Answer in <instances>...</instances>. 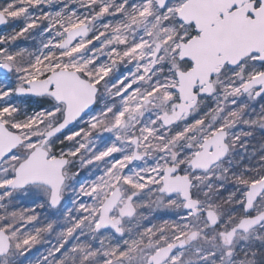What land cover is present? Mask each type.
<instances>
[{
	"label": "snow or ice",
	"instance_id": "1",
	"mask_svg": "<svg viewBox=\"0 0 264 264\" xmlns=\"http://www.w3.org/2000/svg\"><path fill=\"white\" fill-rule=\"evenodd\" d=\"M17 21L0 264H264V0H0Z\"/></svg>",
	"mask_w": 264,
	"mask_h": 264
},
{
	"label": "rangeland",
	"instance_id": "2",
	"mask_svg": "<svg viewBox=\"0 0 264 264\" xmlns=\"http://www.w3.org/2000/svg\"><path fill=\"white\" fill-rule=\"evenodd\" d=\"M20 26V22L17 21V22H14L13 24H10L8 26H5L3 27L0 32H3V31H8L10 30L12 27H18ZM38 249L42 250L43 246H37ZM32 255H38V252L36 250L33 251V254Z\"/></svg>",
	"mask_w": 264,
	"mask_h": 264
},
{
	"label": "water",
	"instance_id": "3",
	"mask_svg": "<svg viewBox=\"0 0 264 264\" xmlns=\"http://www.w3.org/2000/svg\"><path fill=\"white\" fill-rule=\"evenodd\" d=\"M3 27H0V30L2 29Z\"/></svg>",
	"mask_w": 264,
	"mask_h": 264
}]
</instances>
